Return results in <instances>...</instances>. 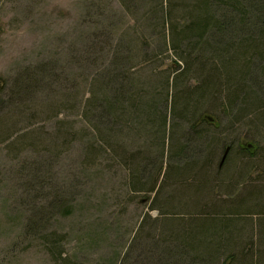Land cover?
Returning a JSON list of instances; mask_svg holds the SVG:
<instances>
[{
  "label": "rangeland",
  "instance_id": "obj_1",
  "mask_svg": "<svg viewBox=\"0 0 264 264\" xmlns=\"http://www.w3.org/2000/svg\"><path fill=\"white\" fill-rule=\"evenodd\" d=\"M200 1L0 0V264H264V57L214 75L264 17L174 43Z\"/></svg>",
  "mask_w": 264,
  "mask_h": 264
},
{
  "label": "trees",
  "instance_id": "obj_2",
  "mask_svg": "<svg viewBox=\"0 0 264 264\" xmlns=\"http://www.w3.org/2000/svg\"><path fill=\"white\" fill-rule=\"evenodd\" d=\"M239 4H242V5L244 4L243 6H246L249 10V11L243 10V11H246L245 13L247 14L246 17H244L245 20L248 17L249 20L254 18L253 22H256V21L258 22L261 18L264 17V0H237V4H235V7H238ZM244 9H246V8H244ZM188 15L192 16V24L186 30H182L181 32H179L180 33L179 36L176 35V37H175V34H174V36H173V42L174 43L175 42L178 43L179 41H181V39H184L185 37L199 36L202 38V37L210 34V32H212L213 29L214 30L217 29L216 31H218V34L221 35V34H224V30L227 28V23H226L227 19L223 20L226 18V16H224V15L220 16L219 15L218 18L215 17V10H213L212 6L210 5L209 0H204L202 2L201 1L198 2V5L194 6V9H192ZM228 21H229L228 24L230 25L231 20H228ZM175 25H178V24H176V22H175ZM258 31L260 32L259 34L261 36V38H260L261 41H255V42L254 41H250V42L242 41L240 43H237L238 44L237 48H232V47L229 48V45H227L226 48L223 49L224 53H222V54L220 53L216 56L217 57L216 60H220V63L222 66V67H220V69L217 72L216 71L214 72L215 77L217 76L216 79H218V75H224L225 74V75H229V77H232L233 78L232 80L234 82H237V80H239L241 82V80L244 79V77H246V75H250L253 73V72H251V70L254 68V66H251V64H249V63H251L252 59L255 58L256 56L259 58L264 57V29L258 28ZM215 32H214V34H215ZM207 45L208 44H204V47H206ZM229 49H231L232 52H235V54H233L231 56H227L225 52L227 50L229 51ZM243 55H245L244 58H243ZM249 59H251V60H249ZM218 63H219V61H218ZM173 65L175 67V66H178L179 64L175 62ZM229 65H231V66L229 67ZM205 69L206 68H204V66H201L200 72H204ZM209 83L212 86H215V84H217V81L212 80ZM208 86L209 85H205L202 90H200V89L195 90L194 89L195 90L194 92H190L192 94V96L189 97V99H188V94L186 95V97H185V100L187 103L186 109L188 110L190 115H194L195 109H199L198 114L201 111V109H202L201 102H202L203 97L201 98L200 96L201 95L205 96V94L207 93V91L209 89ZM169 88L170 87H168V89ZM229 90H230V88H229ZM233 92H234V90L230 91L231 95ZM235 92H236V94L234 95V98L231 97V99H235V97H237L239 94H241V90H237ZM194 93H196V94L199 93V96L195 95ZM110 101H113V103H115V105L119 102L120 103L122 102L119 99L118 100L117 99H111ZM187 106H189V108ZM107 107H108V110H110L112 108V104H109ZM205 115H206L205 113L201 115V117L195 123L196 125L194 124V128H197V127L199 128L203 125L205 126L206 129H208L207 127L211 128V129L216 128V125L211 123L209 120H207L205 118ZM195 118L196 117L194 116V119ZM228 147H230V151H231L232 150L231 145L226 146L225 151ZM240 148L243 151L251 153V151L249 149L243 148L241 145H240ZM184 149L185 148L180 149L178 151V153H176V154H179V152H180V154H182L184 152ZM230 151L227 155V158L230 154ZM227 158H226V160H227ZM226 160H225L224 164L222 165L221 164L222 159H221L220 164H219V168H222L225 165ZM195 168H199V167H195V166L192 167V169H190V172L188 171L187 174L192 173L193 170H195ZM211 169L212 168H210V170ZM191 175L192 174H190L189 176L187 175V176H185V178L183 177V179L181 176L178 177L177 175H175L174 179L177 182V184L175 186H180V188L181 187L182 188H190L192 186V188H194L193 190H195V186H193L191 183V182H193L191 180V178L194 176L193 175L191 176ZM156 178H157V176H156ZM158 182L159 181L157 179L154 182V185H153V191L154 192H155V187H156ZM209 187H210V182H209L207 189ZM196 189L201 190L197 187H196ZM211 192H212V189H211ZM174 201L175 200H173V198H171L169 201L170 203H168V206L169 207L174 206L175 205ZM172 202H174V203H172ZM154 207H155V205H154ZM214 207H216V206H214ZM193 221H195V220H193ZM191 232H193V229H191L190 233L188 234V237L185 239H181V241L184 240L186 245H189L190 247L193 248L194 246L191 245V241H192V237H193ZM178 236H180V235H178ZM202 252L205 256L207 255L206 252H204V251H202ZM213 252H214V250H213ZM213 252H211V253H213ZM211 253H210V255H211ZM207 257H208V255H207ZM232 259L233 258L230 257L226 261V263L227 264L232 263L233 262Z\"/></svg>",
  "mask_w": 264,
  "mask_h": 264
},
{
  "label": "water",
  "instance_id": "obj_3",
  "mask_svg": "<svg viewBox=\"0 0 264 264\" xmlns=\"http://www.w3.org/2000/svg\"><path fill=\"white\" fill-rule=\"evenodd\" d=\"M205 118H206L207 120H209L211 123L215 124L216 126L218 125V120H217L215 117H213V116H209L208 114H206V115H205ZM241 146H242L243 148L249 149L251 152H254L255 149H256V146H254V144H249L247 147H245L243 144H242ZM229 151H230V147H228V148L226 149L225 153H224V156H223L222 161H221V164H222V165L224 164V162H225V160H226V158H227V155H228Z\"/></svg>",
  "mask_w": 264,
  "mask_h": 264
}]
</instances>
